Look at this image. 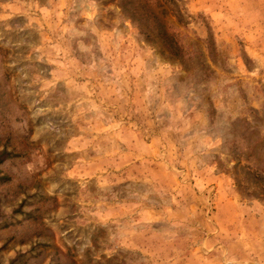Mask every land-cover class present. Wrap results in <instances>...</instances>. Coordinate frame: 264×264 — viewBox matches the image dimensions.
Returning a JSON list of instances; mask_svg holds the SVG:
<instances>
[{"label": "rangeland", "instance_id": "1", "mask_svg": "<svg viewBox=\"0 0 264 264\" xmlns=\"http://www.w3.org/2000/svg\"><path fill=\"white\" fill-rule=\"evenodd\" d=\"M0 264H264V0H0Z\"/></svg>", "mask_w": 264, "mask_h": 264}]
</instances>
